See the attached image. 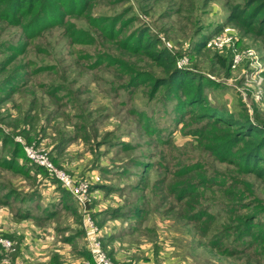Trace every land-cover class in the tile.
Here are the masks:
<instances>
[{
    "label": "rangeland",
    "instance_id": "1",
    "mask_svg": "<svg viewBox=\"0 0 264 264\" xmlns=\"http://www.w3.org/2000/svg\"><path fill=\"white\" fill-rule=\"evenodd\" d=\"M249 1L50 0L43 8L40 2L24 7L12 20L0 5V125L23 130L14 139L56 156V166L68 173L108 186L105 195L111 193L124 214L112 217L114 237L137 253L136 261L117 262L100 240L114 264H264V179L239 160L224 159L244 151L243 142L224 148L241 129L213 116L226 109L232 118L264 127V23H258L264 0L247 8L246 14L260 9L249 27L229 19L234 7ZM141 34L143 40L158 37L176 67L191 72L193 99L180 88H155L166 75L138 48ZM220 37L231 38L219 47ZM233 47L244 56L235 68L229 66ZM215 55L225 57V67ZM201 85L203 101L194 103ZM209 131L229 135L215 140L216 148L204 140ZM8 152L0 157V192L17 199L5 208L12 213L49 204L56 196L52 182L3 166ZM188 182L200 184L196 194L179 196L178 185ZM93 196L91 212L99 200ZM231 202L237 210L230 213ZM129 209L134 213L127 215ZM101 214H92L99 232ZM63 215L82 224L80 207L58 214L60 225ZM214 235L221 238L210 246ZM11 239L6 257L18 251ZM33 243L24 239V247ZM60 251L64 264H93L81 262L74 244Z\"/></svg>",
    "mask_w": 264,
    "mask_h": 264
},
{
    "label": "trees",
    "instance_id": "2",
    "mask_svg": "<svg viewBox=\"0 0 264 264\" xmlns=\"http://www.w3.org/2000/svg\"><path fill=\"white\" fill-rule=\"evenodd\" d=\"M50 0H10V3L7 0H0V5L5 6V10H4V17L5 18H9V20H12V17L14 14H17L18 12H21L23 10L24 7L27 8H31V6H33L35 3L40 2L41 3V8L44 7V5H46ZM258 3L261 2V0H250L247 6H237L234 7L231 11H230V15H229V19L231 20H237L239 21L243 27L247 28L249 27L251 24H253V22L258 18V15L260 14V9L256 8L254 9L253 14H251L250 12L246 14L247 8H249V6L253 3ZM9 3V5H8ZM261 6H264L263 3H261ZM47 10V9H46ZM39 18V17H36ZM258 23H259V27L263 26L264 23V18L261 17L258 19ZM148 31H150V28L148 27L146 29V32H143V36L145 35V33H147ZM141 38V40L138 42V48L142 50V52H144L150 59H152L153 61H155L162 69L163 73L166 75L160 79H158L157 81H155V83H153V85H155V88H158L160 85L161 86H166V88L168 89H174L175 88H180V90L182 91L183 96L185 97H189L191 99L192 98V94H193V90L191 85L193 84V80L191 79L193 77V75H191V72H185L182 71L181 69L177 68L175 65V58L174 56L168 51V49L166 48H160L157 46V43L159 42V38L158 37H151L149 36L146 40L142 39V34L139 35V39ZM231 52V56H230V61H229V66L231 65L232 62V56H233V51L232 49L230 50ZM217 61L220 63L221 66L226 65V59L225 57H221L220 55H215ZM197 90V93L199 94L198 100L194 99V103H200L203 101V86L201 85L200 87L197 86L195 88V92ZM55 93L52 92L51 95H53ZM232 112L228 111L226 109H222L219 111H215V114H213V116L217 119L219 118L221 120V122H226L227 124H232L235 125L236 127H239L241 129V131H239L237 134L238 135H231L230 138L226 139V137H228L229 133L224 131V133H216L214 131H209L206 134V137H204V140H206V144L207 145H211V146H215L216 148L219 147V143L216 145L214 143L215 140L217 141H221L223 139L225 140V145L224 148L227 144L228 148H231V146H234L238 143H242L244 146V150L243 152H241V156L240 157H233L232 159H230L228 156H230L229 154H227L228 152H225L224 159L225 160H230V161H236L239 160L241 162L240 166H242L243 168H250L251 167V172H253L256 176L264 179V156H263V150H264V127H261L259 125L254 124L253 122L250 121V119L247 117L246 119H235L232 118ZM0 132L3 133L6 136V141H2V143L0 144V152L1 155L0 157L4 156L2 155L4 152V150H9L8 154L5 155V164L3 166H6V168L12 169L15 172H19L21 174H27L28 171L31 168H34V172L33 174L38 175L40 174L41 176H43L46 179H49L51 182L55 183L57 188L60 189L61 192H65L67 195H69V193L60 185V183L54 178L52 177L48 171L46 169H44L43 167L36 165L35 163L31 162L26 154L25 151L23 149V146L20 142H17L14 139V136L16 134H22L21 132H23V130H19V131H12L10 130L8 127H4L2 125H0ZM217 134V135H216ZM198 136V135H196ZM5 142V145H4ZM229 150V149H226ZM241 150V151H242ZM52 153V151L50 152ZM52 154H50V159L52 160V162L55 164V158L56 156H51ZM21 160V161H20ZM3 163V162H2ZM56 165V164H55ZM60 167V166H59ZM204 185H206L205 183H202ZM197 185L200 186V184L198 183ZM197 185H194L191 182L185 183V184H180L178 185L179 187L183 188V192L178 189L181 193H179V196H187V195H192L194 196L196 194V187ZM198 186V187H199ZM105 187L107 188V185H99V184H95L94 186H91V190H99L101 189L102 192L106 193ZM178 187V188H179ZM188 187H193V189L186 191ZM197 187V188H198ZM186 189V190H185ZM109 190V188L107 189ZM231 207H230V213L233 211L237 210V205H234V202H231ZM235 206V207H234ZM130 211L126 212V214L128 215L132 212L133 209H129ZM139 212V211H138ZM205 213V212H203ZM202 213V214H203ZM51 214V213H50ZM107 214L110 217H117V216H124V214L120 211V209L116 208L111 210L110 212H107ZM125 214V215H126ZM195 214V213H194ZM198 215L199 218H201V215ZM139 215V214H138ZM206 215H208V213H206ZM141 216V214H140ZM139 216V217H140ZM210 216V215H209ZM138 217V218H139ZM191 218V216H190ZM197 218V216L195 215L194 220L199 219ZM192 219V218H191ZM227 231V229H225ZM213 237L214 239L211 240V242L214 245H210V246H216L217 241L221 238L220 236H216ZM216 238L218 240H216ZM264 239V236H263ZM88 256L87 259L91 260V254L88 251ZM92 262V260H91Z\"/></svg>",
    "mask_w": 264,
    "mask_h": 264
},
{
    "label": "crops",
    "instance_id": "3",
    "mask_svg": "<svg viewBox=\"0 0 264 264\" xmlns=\"http://www.w3.org/2000/svg\"><path fill=\"white\" fill-rule=\"evenodd\" d=\"M33 170L34 168H31L26 175H22L33 180H36L38 177V180L41 181L44 185L47 182L51 183L48 179L44 178L40 174H33ZM51 184H53L54 188L53 195L56 196H53L52 198L50 197L51 201L48 202L49 204L43 207L37 205L36 210L28 206L25 211L13 209V212L9 213V210L8 208H5V205H9L11 201L17 199V196L13 197L10 191H5L4 193L0 192V205H2L0 211V236H3L5 238H8L10 236L11 238L13 237L19 241H16L18 251L15 253H11V255H9V253H6L7 257L5 256V254H3V251L7 252V250L9 249L0 245L1 264H64L65 258L61 257L63 251H60V247L63 248L64 245L67 244H74L81 262L87 259V256L89 254L87 236H89V234L83 230L81 222L79 224L77 223L79 226L77 227V224L75 223L73 217L63 215V217H65V224L60 225V223H57L58 214L68 211L72 214H75L76 209H79L80 206L74 198L73 200L70 199V195H67L65 192H61L60 189L57 188L55 183L52 182ZM99 185H102V183ZM32 194L34 195L33 192L28 193L30 200H33ZM95 194L96 195H94V197L98 196L95 200H99L96 201L97 204L95 203L96 205H94L92 214L95 217V214L100 213L103 210V214L101 215H104V217L102 218L105 220L101 219V221L104 222L101 223L102 226L100 228V234L98 237L104 244L107 243L105 249L107 250V252L109 251L108 253H110L111 257L117 262L130 261L129 259L136 261V249L128 246L123 247V244H121L118 239L114 237V234L116 233L114 226L110 225V222H113L112 220L114 219V217L112 219V217H110L107 212L116 209L117 200L112 197L111 193H108L107 196L104 192ZM105 197L108 198V200L106 199L107 202L101 200ZM58 204L61 207H56V205ZM71 204L74 205L72 206ZM52 206H54L55 209L48 210V207ZM60 208L62 209L59 212L58 209L60 210ZM10 216L11 220L9 221L7 217ZM3 221L6 223L10 222V227H13L15 229V233H7L8 226H6V229L4 230L3 228L5 224ZM15 225H22V227H16ZM21 234H24V239L33 240L34 243L29 244L28 247H24V239H21ZM11 238L8 239L13 241ZM60 243L61 246L59 245ZM13 245L14 241L12 242V246ZM16 253L17 255H15ZM53 256H57V258L54 259Z\"/></svg>",
    "mask_w": 264,
    "mask_h": 264
},
{
    "label": "built area",
    "instance_id": "4",
    "mask_svg": "<svg viewBox=\"0 0 264 264\" xmlns=\"http://www.w3.org/2000/svg\"><path fill=\"white\" fill-rule=\"evenodd\" d=\"M230 38L231 37H224V38L220 37L218 38L219 44L218 43L216 44L219 45V47H221L223 43L227 44ZM232 51H233V56H232L231 67L235 68L236 66L239 65V63L242 61L244 56L243 53L239 52L236 47H233ZM258 70H262V68ZM15 140L22 144L25 154L31 162L46 169L48 173L52 177H54L60 183V185L78 202L82 211L83 230L89 234V236H87V240H88V247H89V252L91 254L92 263L114 264L107 257V254L104 252L102 248L101 241L98 237L100 233L92 218L93 216L91 209L88 207L89 202L93 196V191H90L92 186L90 182L85 178H78L73 174L68 173L63 168L56 166L50 159V156L47 151L38 149L33 146H24L22 140L19 137H16ZM0 245L6 248H10L12 246V241L9 240L8 238L0 236Z\"/></svg>",
    "mask_w": 264,
    "mask_h": 264
}]
</instances>
